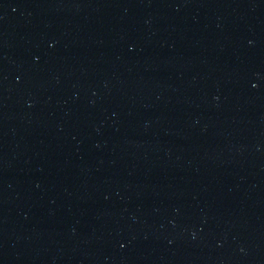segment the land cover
<instances>
[{"label": "water", "instance_id": "water-1", "mask_svg": "<svg viewBox=\"0 0 264 264\" xmlns=\"http://www.w3.org/2000/svg\"><path fill=\"white\" fill-rule=\"evenodd\" d=\"M0 264H264V0H0Z\"/></svg>", "mask_w": 264, "mask_h": 264}]
</instances>
